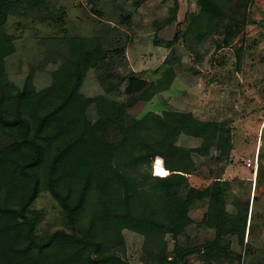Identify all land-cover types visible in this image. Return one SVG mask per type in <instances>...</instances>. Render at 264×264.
I'll return each mask as SVG.
<instances>
[{
  "label": "trees",
  "instance_id": "obj_1",
  "mask_svg": "<svg viewBox=\"0 0 264 264\" xmlns=\"http://www.w3.org/2000/svg\"><path fill=\"white\" fill-rule=\"evenodd\" d=\"M196 5L199 12L182 36L191 37L197 44L218 36L216 47L223 49L238 42L251 23L249 11L255 0H196ZM47 8L46 0H0V264H124L115 254L101 260L92 258L106 239V225L95 209L106 199L121 203L123 219L144 220L173 242L170 252L164 238L147 245L144 264H243L241 249L246 245V254L252 253L250 244H243V228L248 223L249 236L262 165L257 166L251 203L248 195L246 201L239 200L243 207L234 214L219 207L225 203L234 181L218 178L219 208H209L202 216L203 226L212 231L213 237L201 246H180L178 239L193 224L189 210L183 209L181 203L191 202L195 191L181 174L185 154L176 140L180 135H195L203 124L190 113L177 111L131 117L129 109L138 102L150 101L169 86L170 79L159 87L130 76L123 80L124 102L104 95L93 98L100 121L94 135L108 150L98 157L83 153L85 136L65 138V112L80 90L82 77L89 70H97L107 58L108 52L100 42L95 41L89 58L70 45L68 62L52 74L49 87L70 80L69 89L57 94L46 106L29 103L37 93L31 78H26L19 89L9 81L4 68L5 58L15 52V39L6 31L8 18L26 17L29 12L39 13ZM177 8L178 0H173L163 25L176 21ZM93 12L103 17L99 10ZM124 19L129 20V16ZM177 41L175 35L166 45ZM85 119L84 113H76V124ZM219 150L225 157L232 151L229 133ZM41 193H48L56 202L65 229L37 234L41 212L32 209V205ZM150 198L158 209L143 216L144 203ZM172 199H181V203H173ZM234 235L240 240L232 245L228 238Z\"/></svg>",
  "mask_w": 264,
  "mask_h": 264
},
{
  "label": "rangeland",
  "instance_id": "obj_2",
  "mask_svg": "<svg viewBox=\"0 0 264 264\" xmlns=\"http://www.w3.org/2000/svg\"><path fill=\"white\" fill-rule=\"evenodd\" d=\"M46 1L47 10L8 18L6 31L15 39V52L4 60L7 78L19 89L26 78H31L37 93L30 97L29 103L46 106L57 94L69 89L70 80L49 87L52 74L67 64L70 45L89 58L98 40L101 48L108 52L107 58L97 70H89L82 77L80 90L65 112L64 127L66 139L85 136L87 142L82 152L97 157L103 156L108 147L94 135L100 121L93 98L104 95L124 102L123 80L130 76L159 87H164L170 79L169 86L150 101L138 102L127 112L135 118L148 112L190 113L203 124L195 135H180L176 140L185 154L180 165L181 174L194 189V199L184 203L181 199L171 201L181 203L183 209L189 210L193 221L178 239V244L188 248L205 244L213 237L212 231L203 226L202 216L207 209L220 207L222 211L234 214L243 207L239 200L246 201L248 195L251 203L257 162L254 159L256 137L264 121V9L251 7V23L245 27L239 41L218 49V36L199 44L189 36H182L191 18L199 12L196 0H178L176 21L167 26L163 23L169 17L173 0ZM94 10L102 12L103 17ZM127 15L129 20L124 19ZM56 18H60L59 21H54ZM175 35H178V41L167 46ZM76 113H84L86 119L76 124ZM263 128L264 125L260 129L258 151L263 146L260 158L264 163ZM228 133L232 151L225 157L219 147L225 144ZM147 164L150 166L148 161ZM261 168L263 173L257 180L254 223L249 236L246 235L247 223L243 228V244H250L252 253L246 254V245L241 249L243 264H262L264 261V166ZM241 174L246 177L242 182ZM218 178L234 181L225 203L219 207ZM249 180L252 183L248 194ZM144 206L143 216L158 209L152 198L145 201ZM32 209L41 212L37 234L48 235L65 229L61 210L48 193L39 194ZM95 209L100 221L106 225V239L93 253V259L101 260L108 254H115L124 264H144L145 247L162 238L171 251L173 242L161 230L148 226L144 220L123 219V207L118 200L106 199ZM228 240L235 245L240 237L234 235ZM192 264L200 263L194 261Z\"/></svg>",
  "mask_w": 264,
  "mask_h": 264
},
{
  "label": "crops",
  "instance_id": "obj_3",
  "mask_svg": "<svg viewBox=\"0 0 264 264\" xmlns=\"http://www.w3.org/2000/svg\"><path fill=\"white\" fill-rule=\"evenodd\" d=\"M263 2H264V0H255V6H258L259 8L264 9V8H263ZM263 125H264V121H263V123H261V126H260V128H259V131H258V133H257V137H256V145H255V152H254V157H255V158H254V159H255V161H257V160L259 159V163H258V161L255 162V164H256V170H257V166H258V164L264 166V163H263L262 159L260 158V155H261V149H262L263 146H260L259 151H258L259 137H260V129L262 128ZM263 129H264V128H263ZM261 136H262V134H261ZM260 145H261V142H260ZM257 151H258V159L256 160V156H257L256 152H257ZM256 170H255V173H254V175H253L254 178L256 177ZM226 172H227V171H225V175H226ZM243 175H244V174H241V177H240L241 180H243V179L246 178V177H244ZM254 183H255V179H253V187H254ZM252 195H253V192H252ZM249 212H250V209H249ZM247 228H248V223H247Z\"/></svg>",
  "mask_w": 264,
  "mask_h": 264
},
{
  "label": "built area",
  "instance_id": "obj_4",
  "mask_svg": "<svg viewBox=\"0 0 264 264\" xmlns=\"http://www.w3.org/2000/svg\"><path fill=\"white\" fill-rule=\"evenodd\" d=\"M255 170H256V164H255ZM255 170H254V173H255ZM152 175H153V173H152ZM253 179H255V178L253 177Z\"/></svg>",
  "mask_w": 264,
  "mask_h": 264
},
{
  "label": "snow or ice",
  "instance_id": "obj_5",
  "mask_svg": "<svg viewBox=\"0 0 264 264\" xmlns=\"http://www.w3.org/2000/svg\"><path fill=\"white\" fill-rule=\"evenodd\" d=\"M160 174L163 175L164 173L161 171Z\"/></svg>",
  "mask_w": 264,
  "mask_h": 264
}]
</instances>
